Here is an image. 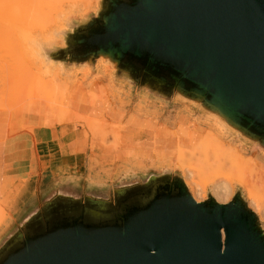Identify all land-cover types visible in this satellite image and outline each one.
Wrapping results in <instances>:
<instances>
[{
  "label": "water",
  "instance_id": "obj_1",
  "mask_svg": "<svg viewBox=\"0 0 264 264\" xmlns=\"http://www.w3.org/2000/svg\"><path fill=\"white\" fill-rule=\"evenodd\" d=\"M53 37L35 44L45 65L95 76L107 63L121 95L217 119L264 153V0H99ZM130 170L57 180L0 233V264H264L239 186L197 203L180 172Z\"/></svg>",
  "mask_w": 264,
  "mask_h": 264
},
{
  "label": "rangeland",
  "instance_id": "obj_2",
  "mask_svg": "<svg viewBox=\"0 0 264 264\" xmlns=\"http://www.w3.org/2000/svg\"><path fill=\"white\" fill-rule=\"evenodd\" d=\"M46 6H48V8ZM45 7L47 10H49L50 15L41 29L39 31L33 32V35L36 36V38L32 41L25 40V45L23 48H21V51H19L18 57L15 58L12 56L15 53L14 40L12 41L11 39L7 38L6 43L8 45L6 46L8 48L6 47V51L4 52L6 54L8 53V55L3 53L7 59L3 54V56H0V66L4 61L6 62L10 60L8 62L9 67L7 64L2 66H5L6 68L14 67L17 70L22 71V76L24 77V81H22L24 83V88L21 86V89H24L25 92L22 96L23 100L21 99L22 102L20 101L19 104H15L17 102H15L14 105L11 103L13 106L16 105L12 110L19 108L26 101L38 100L43 103L39 110H46L49 115L55 117L57 112L59 113V111L65 110L67 104L63 103V99L65 97L66 90L69 83L77 79L83 81V83L88 81L90 83L88 85L96 83L94 89L90 92V98L93 103H96L97 101L102 102L104 100L106 101L114 99L118 92L112 86V79L109 74L113 72L111 67H109V71H105V67L102 66V64H99L100 67H98V73L95 76L92 75V71H88L86 68L85 70L67 73L62 67L45 65L43 61L38 60L36 53V42L45 43L52 41L54 39L53 35L55 32L66 28V21L71 15L81 17L82 15L90 12L96 7V0H48L47 5L45 4ZM58 45L61 46L62 42L59 41ZM8 56H10V58H8ZM3 58L5 60H3ZM2 60L3 62H1ZM97 83L99 84V87H97ZM134 100L137 101L136 99ZM111 106H114L115 108L111 110L110 116L105 117L102 120L84 117H79L77 119L75 129L81 130L85 139L88 140V153L91 154L89 155L91 158L94 156L93 151L95 146H101L102 148L111 151L115 150L118 153L107 154L103 172L97 169H91L89 181L93 179L95 173L100 174V172L104 173L107 180L111 178V181H116L120 177L121 170L119 171V169H121L124 165L122 164L125 161L124 156L129 159V161L133 164V167H135L136 163L141 159H145L147 162L148 165H145L140 169L132 168V170H130L132 172L141 171L147 173L159 172L169 169L182 174L180 170L173 169V165L176 164L175 158L177 151L170 153L173 156V160H171L168 165L160 162L149 163L152 160L157 147L156 144H152V142H154V138L158 134V131H155L151 125H155L157 129L169 128L171 131H173H169L168 133L165 129L163 132L168 133L172 138L170 141H163L165 145L164 147H173L175 143L182 145V148L186 152L184 164L191 166L196 170H201L203 168L207 170L209 165L215 162L217 154L220 153L217 146V139L220 134L219 129L223 128L225 132L227 130L223 123L217 119L204 120L191 115V117L188 119L190 123L193 124L191 127L194 128V131L187 132L189 127H186V124L188 125L189 121L186 117H181L180 127L178 131H175V129L172 128L177 126L175 123L177 118L176 116L181 111L186 109L182 105L175 104L171 113H169L168 108L160 104L157 105V108H150L153 110L158 109L159 115L162 113L164 115L163 117H156L158 114L151 111V116H131L134 117L131 119L129 116L132 114V111H130L131 109H127V115L126 117H122L121 121V116L118 114L119 107L115 106L113 103H111ZM145 108L148 109L149 107L146 106ZM4 111L9 110H1L0 112ZM153 115L155 117H152ZM139 120L141 122H139ZM144 123H151V125H144ZM147 133L149 134V142L151 143L150 147L146 146L145 142L140 139L141 135ZM226 133L229 134L228 132ZM191 136H195V140H192ZM230 137L235 145L245 149L247 156L245 154L243 156L244 160L241 162V160L235 158V155H232L231 153L227 155L231 160V167L224 170V176L228 177L230 182L235 186H244L245 188L251 187L253 192L263 195L264 183L260 189L254 187V177L259 175L260 171L262 170L264 173V153L261 152L257 146L251 148L240 141L238 142V139L232 135ZM88 159L89 158L87 157L86 160ZM118 159L120 160L118 161ZM83 172L84 169L80 170L79 172H72L69 174H74L70 176H74L76 178L79 176V178L83 179L84 176L75 175ZM62 178L63 177H60L58 180ZM207 179V175L204 174L197 175L193 178L197 184H202ZM5 218L6 213L0 206V233L1 227L5 222ZM262 223L264 225V221H262Z\"/></svg>",
  "mask_w": 264,
  "mask_h": 264
},
{
  "label": "crops",
  "instance_id": "obj_3",
  "mask_svg": "<svg viewBox=\"0 0 264 264\" xmlns=\"http://www.w3.org/2000/svg\"><path fill=\"white\" fill-rule=\"evenodd\" d=\"M88 84H90L88 81L83 83L79 79L70 82L63 99L67 106L65 110L57 112L55 117L49 115L46 110H39L43 103L38 100H29L15 110L0 112V206L6 213L1 232L10 227L58 178L74 175L69 173L84 169L83 173L75 175L87 177L89 181L91 169L103 172L107 154L117 153L115 150L95 146L94 156L91 158L89 156L91 154L88 153V140L81 130L75 129L79 117L95 120L109 117L111 110L115 108L111 103L119 107L120 121L122 117H126L127 109L132 111L129 117L151 116V111L158 114L156 117L164 116L162 113L159 115L158 109H146L145 105L120 93L112 100L93 103L90 92L96 83ZM98 85L97 83V87ZM187 111L185 109L177 114L175 122L177 126L172 129L178 131L181 117H186L189 121L191 114ZM192 125L190 121L188 125L186 124V127H189L187 132L194 131ZM151 126L158 131L161 141L172 139L168 133L173 131L169 128H165L168 133H163L165 129ZM169 151L170 149L164 147L156 149L159 155L165 157L161 156L162 159L155 157L154 160L168 165L173 160L172 154H168ZM124 158L125 161L122 163L124 165L119 171L134 168L129 159L125 156ZM101 172L95 173L94 178L104 182L107 178ZM254 179V187L260 189L264 183V173L260 171Z\"/></svg>",
  "mask_w": 264,
  "mask_h": 264
},
{
  "label": "bare ground",
  "instance_id": "obj_4",
  "mask_svg": "<svg viewBox=\"0 0 264 264\" xmlns=\"http://www.w3.org/2000/svg\"><path fill=\"white\" fill-rule=\"evenodd\" d=\"M98 1L96 0L95 9L90 12L94 13L97 10ZM48 0H0V56H3L6 51V39L14 40V58L18 57L19 51L25 45V40L32 41L36 38L33 35V32L39 31L43 24L49 18V10L46 9ZM36 35V34H35ZM8 48V47H7ZM3 54V55H2ZM5 55H8V53ZM4 55V57H6ZM10 55V54H9ZM10 58V56H8ZM1 59V58H0ZM7 59V57H6ZM3 60H5L3 58ZM3 60L1 62H3ZM8 61H4L2 65H8ZM1 64V63H0ZM10 64V63H9ZM105 64V65H104ZM1 65V66H2ZM0 66V111L1 110H12L15 108V104H19L23 100L24 89H21V86L24 88V77L22 76V71L15 69L14 67L6 68L5 66ZM62 67L61 65H58ZM102 66L105 67V71L110 70V66L107 63H103ZM63 68V67H62ZM23 78V80H22ZM23 84V85H22ZM23 93V94H22ZM6 97V98H5ZM22 99V100H21ZM10 102V103H9ZM13 105H12V104ZM10 106H9V105ZM11 107V108H9ZM210 119V118H209ZM194 127V126H193ZM223 128L219 129V137L217 139V146L219 154L215 158V162L209 165L208 169L196 170L191 166L184 164L186 152L182 148V145L175 143L172 147H164V142L159 139V133L155 136L154 142L156 144V149L163 148L170 149L169 153L177 151L176 155V164L173 165V169H178L182 172V177L186 187L188 188L192 198L197 203H202L207 200L208 193L211 194L212 198L221 204H226L234 196L236 187L230 182L228 177L224 176L223 172L225 169L231 167V160L229 159L230 153L235 155V158L244 160L243 156L247 153L243 147L237 146L231 139V134H227ZM195 136H191L192 140H195ZM140 139L145 142L146 146L150 147L151 143L149 142V134L141 135ZM154 152L152 160L149 163L156 162L154 159H160L164 155H159V153ZM167 155V154H166ZM162 156V157H161ZM145 165H148L145 159L138 161L134 168H142ZM172 167V166H170ZM262 170L261 168H259ZM258 169V170H259ZM263 171V170H262ZM204 174L207 175V180L202 184H197L193 178L197 175ZM91 184H102L93 179L88 181ZM240 187V186H239ZM245 195L248 206L259 216L260 220L264 221V194L259 195L251 190V187H240Z\"/></svg>",
  "mask_w": 264,
  "mask_h": 264
}]
</instances>
